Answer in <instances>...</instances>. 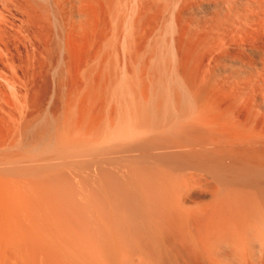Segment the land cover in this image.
Listing matches in <instances>:
<instances>
[{"label": "rangeland", "instance_id": "rangeland-1", "mask_svg": "<svg viewBox=\"0 0 264 264\" xmlns=\"http://www.w3.org/2000/svg\"><path fill=\"white\" fill-rule=\"evenodd\" d=\"M237 1L239 5H236L235 0H184V2L183 0H151V2L150 0H140L139 2L138 0H132V2L131 0H109L103 14L104 17L101 18V20L104 18L103 22L101 21L102 23L100 22V25L97 26L99 34L97 31L96 36L98 38L90 40L82 36L85 38L83 39L76 35V32H72L76 20L72 19L71 14L77 12L78 7L71 1V4L68 2L62 5L55 0H0V132L5 134L6 150L9 149L8 151L1 150L0 156H4L7 160L22 156L17 160L30 159L26 162L35 160L37 163L42 162L41 165L45 163L43 161L46 159L53 158L58 159L54 161V164H59L62 158L78 163L79 159H74L77 162L72 159L78 153L76 150H80L76 142L86 137L84 140L90 145H88L90 148L88 147L89 150L87 148V152L88 154L91 152L86 157L90 158V160L86 159L87 163L92 160V164L96 162L94 163L96 167L99 164L102 165V174L109 180L110 175L117 177L114 180L120 181L118 185L121 186L122 183L123 189L126 188V184L129 185L130 180H132L131 182L135 181L139 186L141 184L142 187L150 184L148 186L154 190L160 188L164 182L175 184V187L181 186V190L184 189V198L182 197L184 209L190 207L192 209V207L195 208L197 202L201 205L207 204L210 191H220L227 187L234 192L235 197L251 204L250 200L253 202L258 199V190H263L264 193V148L262 147L260 150L259 147L252 146L253 148H250L251 155L247 154V157L250 156L249 159L247 157L245 159L244 151L237 150L239 147H235L238 153L234 149L232 150L235 153H231L228 145L227 150H230V153L225 151L226 145H223L227 144V140H224L222 136L221 140L223 139L225 142H220V139L215 135L217 132L215 131V122H220V125L226 122L234 125L232 122L243 121V114L239 113V108L236 109L235 106L237 105L236 101H238L237 103H239V99L241 101L240 97L242 100L245 97L246 92L239 85L245 68L239 67L241 63H237L239 62L237 61L238 53L235 52V54L231 47L237 45L240 39L245 37L256 42H264V33H262L264 16L261 15V11L259 12L257 7V4L262 0ZM245 2L251 9L246 7ZM112 9H116V11ZM255 12L258 13V17L254 16ZM240 18L243 19L240 20ZM258 22L261 27L257 25ZM245 34L247 35L245 36ZM241 35L244 37L242 38ZM221 46L222 48H220ZM224 47H227V50ZM221 49H224L223 52L226 54ZM216 89L219 92H227L225 94L226 101L222 92L220 98H223L221 99L223 101L221 102ZM230 92H232L231 96ZM194 93L195 95H193ZM233 94H235L234 98H232ZM234 102L235 104H233ZM240 104L237 106L239 107ZM5 111L7 114H4ZM210 111L212 113H209ZM217 127L216 129H218ZM135 129H138L137 132ZM66 130L67 132H65ZM88 130H91V133ZM228 131L227 133H229ZM73 133L74 135H72ZM137 133L139 134L137 135ZM114 134L117 136L114 137ZM134 136L135 138H133ZM212 136H214V140L211 139ZM224 136L226 137V134ZM121 137L128 138L122 141ZM68 142L72 145L67 144ZM130 142L131 145L134 143L133 146H129ZM91 146H95L97 149L91 148ZM205 146L209 148H205ZM63 148L69 150H64L67 154L63 151L61 155L60 152ZM91 149L94 151L92 152ZM180 149L183 151H177ZM68 151L73 154L69 155ZM241 152L244 154H240ZM54 154H57V157ZM34 156L36 158H32ZM206 161L210 164H207ZM244 162L246 163L244 164ZM92 164H89L91 165L90 172L96 168ZM250 165H253L252 168ZM259 166H261L260 170ZM215 174L217 175L215 176ZM186 177H190L191 180ZM111 179L113 180L112 176ZM249 180L250 182H248ZM201 184L204 186L202 187ZM212 185L213 187H211ZM243 194L245 197L242 196ZM249 197L250 199H248ZM262 199L264 203V194ZM216 255H218L217 257L223 256L221 258L226 256L225 253L217 254L215 251V257ZM253 255L256 256V253ZM217 257L215 260L221 259H217Z\"/></svg>", "mask_w": 264, "mask_h": 264}, {"label": "bare ground", "instance_id": "bare-ground-1", "mask_svg": "<svg viewBox=\"0 0 264 264\" xmlns=\"http://www.w3.org/2000/svg\"><path fill=\"white\" fill-rule=\"evenodd\" d=\"M55 1H57V3H60L62 5H65L66 3L71 1L77 5L78 11L71 14V16L73 17V18L72 17L71 18L74 19V21L76 20V24H74L72 32H76L75 34L80 36L81 38H83L82 36L87 37L90 40H92V39L95 40V37L98 38V36H96L97 31H98L97 33L99 34V29L97 30V26H99L100 22L104 19L103 18L101 20L102 16L104 17L103 14L105 13V8L107 7L109 0H55ZM113 1H115V0H113ZM139 1L140 0H138V2ZM71 2H70V4H71ZM117 2H119V1H117ZM131 2H132V0H131ZM150 2H151V0H150ZM183 2H184V0H183ZM235 2L237 3L236 5H239L237 0H235ZM215 3H217V2L215 1ZM257 5H258L257 6L258 11L259 12L261 11L260 12L261 15L264 16V0H262ZM119 6H120V4H119ZM246 7H249V9H251L250 6L247 5V3H246ZM131 9H133V7H131ZM112 10L116 11V9H112ZM117 14H118V12H117ZM144 15H145V13H144ZM239 15H241V14H239ZM254 16L258 17V13L255 12ZM116 17H117V15H116ZM242 19L240 18V20H242ZM54 20H56V19H54ZM235 20H237V19H235ZM262 20H264V19H262ZM118 24H120V23H118ZM245 24H247V23H245ZM238 25H240L239 22H238ZM242 25H243V23H242ZM257 25L260 26V23ZM61 26H62V24H61ZM188 27H190V26H188ZM246 28H243V29H246ZM241 30H242V28H241ZM102 31H103V29H102ZM263 31H262V33H264ZM240 32H242V31H240ZM69 34L72 35V33H69ZM104 34H105V32H104ZM246 35L247 34H245V36ZM241 37L243 38L244 36L241 35ZM246 38L247 37H245L243 39L239 38L240 41L237 45H235L234 47L230 46L231 48H233L232 50L234 53L235 52L238 53L237 56H239L238 57L239 59L237 60L236 56H235L236 58H234V59L239 61V62H237L238 64L241 63V66L239 65V67L243 66L245 68V71L242 73L243 77L241 76L242 81H241V83H239V85H241L244 92H246L245 97L243 98V100H242V97H240L241 101L239 99V103H237L238 101H236L237 105L241 103L239 105V107L237 105L236 106L234 105L236 109L239 108V110H240L239 113L243 114V121L238 122V120H237L236 121V123L238 122L237 124L235 122H232V124H234V125L229 124L225 120L224 121L226 123H222V125H220L221 124L220 122H219L220 124L218 122H215V131H217V132H215V135H217V137L220 139V142L227 140L226 141L227 144L224 143V145L223 144L222 145L223 146L226 145V147L228 145L229 149H231V153H235V152L238 153L237 150L244 151L246 156L243 155V157H245V159L247 157V154L249 155L250 153H252V152H250V148L252 146L255 148L259 147L258 149H260V150L262 149V147L264 148V127H263L264 126V42L258 41L259 43H261V44H259L258 42L254 41L253 39L250 40L249 38L248 39H246ZM83 39H85V38H83ZM184 39H185V37H184ZM237 40H235V41H237ZM131 44H132V42H131ZM232 45H234V44H232ZM222 46L220 48H222ZM187 48H188V46H187ZM221 50L223 52L224 49H221ZM219 52H217V53H219ZM224 54H226V53H224ZM235 54H233V55H235ZM216 56H217V54H216ZM239 69H241V68H239ZM5 84H6V82H5ZM195 90H194V92H195ZM215 91H217V89ZM222 92H219V90L216 92V93H218L219 99L220 100L223 98L227 99V97L225 95L227 92L226 93H224V92L222 93ZM221 93H222V96H223V94L225 95V96H223V98H220ZM231 93L232 92L229 93L230 96H231ZM193 95H195V93ZM234 95L235 94H233L232 98L235 97ZM197 98L198 97H196V99ZM216 99L218 100V98H216ZM216 99H215V101H216ZM226 99H225V101H226ZM190 100H192V98H190ZM229 100H230V98H229ZM222 101L223 100H221V102ZM233 101H235V100L233 99ZM233 104H235V102ZM28 111H31V110H28ZM203 112H204V109H203ZM209 113H212V112L210 111ZM215 113H217V112L215 111ZM4 114H7L6 111ZM242 114H240V115H242ZM226 116H228V115H226ZM221 117L223 118V115ZM221 117H218V118L221 119ZM212 120H214V119H212ZM101 121H103V120H101ZM18 122H19V120H18ZM21 123H22V121H21ZM193 123H194V121H193ZM204 123H205V121H204ZM212 123H210V124H212ZM261 123H263V125H261ZM100 124H102V123H100ZM206 124L207 123H205V125ZM226 124H227V126H226ZM235 124H236V127H235ZM24 125H26V124H24ZM202 125H204V124H202ZM224 125L226 128L224 127ZM229 125H231V127L228 128ZM64 126L62 127V129L64 128ZM206 126H208V125H206ZM210 126H212V125H210ZM216 126H218L217 127L218 129H216ZM233 126H234V128H232ZM82 130H83V128H82ZM137 130H136V132H137ZM227 130H229L228 131L229 133L231 131V133L230 134L227 133ZM134 131H133V133H134ZM205 131H207V130H205ZM65 132H67V130ZM65 132H64V135L66 134ZM94 132H95V130H94ZM13 133H15V132H13ZM57 133L59 134V132H57ZM138 134L139 133H137V135ZM224 134H226L227 138L224 136ZM4 135L0 132V153H1V150H4V151L6 150L7 143H6V140H5L6 138ZM72 135H74V133ZM90 135H92V134H90ZM192 135H195V134H192ZM115 136H117V135L114 134V137ZM146 136H147V134H146ZM222 136H223L224 140L223 139L221 140ZM213 137L214 136H212V138L211 137L210 138L212 140H214ZM217 137H216V139H217ZM74 138L76 139V137H74ZM84 138H86V137H84ZM84 138L79 139L76 142L77 144L74 143V145L76 144L80 148V150L77 151L75 149L76 152H78V153L75 154L76 156L75 157L73 156L74 158H72V159L73 160L79 159L80 162H78V163H73V162H71L72 160H70V159H63L62 158L60 160L61 162L59 164H54L55 163L54 161H57L58 159L56 160V158H53V159L49 158L50 160L46 159L45 161H43V163L44 162L45 163L43 165H41L42 162L40 163L38 161L39 163H37L35 160L30 161V162H26L27 160L29 161L30 159H27V160L26 159L25 160L19 159V160H17L18 158H20L22 156L16 157L17 159H15V158L11 159L10 158V160H7V158H5L4 156H0V264H263V260H264V203H263V199H262V195L264 194L263 190L257 191L259 194L258 199H255L256 201L253 200V202H252V200H250L251 201V204H250V202H246L244 200L242 201V199L235 197L234 192L231 191V189L229 190L227 187H225V189L224 188L220 189V191H218L216 189L217 191H215V192H212V191L209 192V194H208L209 195V199H208L209 202L207 204L201 205V203L197 202V203H195V204H197L194 206L195 208L192 207V209H191V207H190L189 209H184L185 206L182 205L183 204L182 197H183V193H184L183 190L184 189L181 190V186L178 188V187H175V184L174 185H172L171 183L166 184L164 182V184L160 185V188L154 190L151 188V186H148L150 184L143 186V187L140 184V186H141V188H140V186L137 185L135 183V181H133L134 182L133 183V182H131L132 180L128 179V180H130V183L128 182L129 185H127L124 182V184H126L125 185L126 188L124 186L125 189H123V187H121L122 183L120 186V185H118L120 181L117 180L118 181V183H117V181L114 180V178L117 179V177L110 175V177H109L110 180L107 179L102 174L103 173L102 165L97 163L100 165L101 168L99 167V165L96 167L95 166L96 164L94 165V163H96V162H94L92 164V160H91V162H88V163L89 164L91 163L92 166L94 165L93 167H96V168H95V170H92L90 172L89 167L91 165H89L86 161V159L90 160V158H86L87 155L89 156V154L91 153L90 151H89L90 152L89 154L87 152L90 148L89 147L90 145L84 140ZM126 138H128V137H126ZM126 138L124 137V139H123V137H121V139H123L122 141H124ZM133 138H135V136ZM136 138H137V136H136ZM57 139H59V138H57ZM211 139H210V141H211ZM66 140L68 141V139H66ZM114 140H115V138H114ZM134 140H137V139H134ZM108 141H110V140H108ZM169 141H171V140H169ZM93 142H95V141H93ZM106 142H105V144L109 143V142H107V143ZM217 142H219V140H217ZM59 143H60V141H59ZM112 143L115 144L114 141H112ZM208 143H209V141H208ZM67 144L72 145L69 142ZM91 144H93V143H91ZM119 144H120L119 146H121V143H119ZM133 144L131 145V142H130L129 146L130 145L133 146ZM61 145L63 146V144H61ZM97 145H99V144H97ZM97 145H95V146H97ZM207 145L209 146V144H207ZM95 146H91V148H93ZM206 146H205V148H209ZM223 146H221V147H223ZM67 147H68V145H67ZM110 147H112V146H110ZM201 147H202V145H201ZM212 147L213 146H211V148ZM226 147H225V151L228 149V147L227 148ZM231 147H234V148H231ZM235 147L236 148L239 147L241 149L237 148V150H235ZM70 148H71V146L69 147V149ZM73 148H74V146H73ZM87 148H88V150H87ZM106 148H107V146H106ZM121 148H123V147H121ZM69 149L63 148V150L60 152L61 155H62V152L64 150H69ZM130 149H132V148H130ZM201 149H204V148H201ZM232 149H234L235 152H233ZM8 150L9 149H7L6 151H8ZM60 150H61V148H60ZM91 150H92V152L94 151L93 149H91ZM181 150L183 151V149H180L177 151H181ZM185 150H186V148H185ZM194 150H196V149H194ZM56 151H57L56 153H58V150H56ZM165 151H167V150H165ZM227 151H229V153H230V150H227ZM253 151H254V149H253ZM71 152H73V151L71 150ZM65 153L67 154V152H65ZM68 153H69V155L73 154V153L70 154L69 151H68ZM185 153H188V152H185ZM244 153L241 152L240 154H244ZM99 154H101V153H99ZM214 154L216 155V153H214ZM3 155H5V154H3ZM7 155L8 154H6V156ZM61 155H59V156H61ZM12 156H13V154H12ZM55 156L57 157V154ZM7 157H9V156H7ZM188 157H189V155H188ZM248 157H250V156H248ZM32 158H36V157L34 156ZM32 158H31V160H33ZM140 158H142V157H140ZM76 160H74V161L77 162ZM233 160H235V159H233ZM196 162H197V159H196ZM147 163H149V162H147ZM206 163H207V161H206ZM245 163L246 162H244V164ZM226 164H227V162H226ZM238 164H239V160H238ZM244 164H242V165H244ZM247 165H249V164H247ZM233 166H235V165H233ZM250 166L252 168L253 165H250ZM256 166H258V165H256ZM240 167H242V166H240ZM260 167L261 166H259L258 169ZM126 168H127V166H126ZM217 168H218V166H217ZM198 169H201V168H198ZM128 171H130V170H128ZM244 172H246V171H244ZM263 172H264V170H263ZM130 173H131V171H130ZM109 174H111V173H109ZM128 174H129V172H128ZM207 174H208V172H207ZM252 174H253V172H252ZM138 175H139V173H138ZM216 175L217 174H215V176ZM255 175H257V174H255ZM111 176L113 177V180L111 179ZM132 176H133V174H132ZM157 176H158V174H157ZM170 176H171V174H170ZM138 177H141V176H138ZM176 177L177 176L175 175V178ZM130 178H131V176H130ZM134 178H135V176H134ZM144 178H145V176H144ZM189 178H187V179H189ZM256 178H257V176H256ZM176 179L178 180V178H176ZM241 179H242V177H241ZM160 180H162V179H160ZM190 180H191V178H190ZM145 181H146V179H145ZM163 181H165V180H163ZM244 181H245V179H244ZM136 182H138V181H136ZM173 182H175V181L173 180ZM248 182H250V180ZM181 183H182V181H181ZM181 183H180V185H181ZM210 183H212V182H210ZM236 183H237V181H236ZM144 184H142V185H144ZM176 184L178 185V183H176ZM182 185H183V183H182ZM224 185H226L225 182H224ZM201 186L203 187L204 185L201 184ZM184 187H185V185H184ZM211 187H213V185ZM260 187H262V186H260ZM250 188H251V186H250ZM189 190H190V188H189ZM204 190H206V189H204ZM247 191H248V189H247ZM239 195L241 196V193ZM249 195H251V194H249ZM242 196H244V194ZM255 196H254V198H255ZM248 199H250V197ZM215 251L217 254H220L221 252L225 253L226 256L224 258H221L223 256L217 257L218 255H216L217 259L221 258L222 260L221 259L215 260V258H216L215 257ZM254 253H256V256L253 255ZM227 256H228V258H227Z\"/></svg>", "mask_w": 264, "mask_h": 264}]
</instances>
